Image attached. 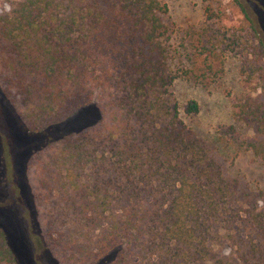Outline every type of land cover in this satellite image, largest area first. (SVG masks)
I'll use <instances>...</instances> for the list:
<instances>
[{
  "label": "trees",
  "instance_id": "obj_1",
  "mask_svg": "<svg viewBox=\"0 0 264 264\" xmlns=\"http://www.w3.org/2000/svg\"><path fill=\"white\" fill-rule=\"evenodd\" d=\"M0 2L9 4L0 10V91L41 137L26 147L0 214L16 220L34 263L264 264V191L229 173L170 91L180 77H216L227 53L239 55L244 90L232 114L251 134L231 126L223 136L264 162V42L240 0L229 25L222 0H203L192 42L201 74L182 66L189 45L174 63L161 0ZM92 102L94 128L48 141L51 126ZM11 247L0 225V264H18Z\"/></svg>",
  "mask_w": 264,
  "mask_h": 264
},
{
  "label": "rangeland",
  "instance_id": "obj_2",
  "mask_svg": "<svg viewBox=\"0 0 264 264\" xmlns=\"http://www.w3.org/2000/svg\"><path fill=\"white\" fill-rule=\"evenodd\" d=\"M214 3L219 0H213ZM254 23L260 39L264 42V0H240ZM167 11L162 20L167 27V45L169 46L174 63L180 58V47L188 46L187 53L193 54L184 67L196 74H201L207 67L202 58L194 50L193 41H197V34L204 27L203 0H161ZM226 11L224 21L233 23L235 15L232 0H222ZM9 4L0 2V10H7ZM226 25V26H227ZM189 34V36L187 35ZM180 46V47H179ZM241 61L235 52L227 53L223 58L222 71L210 79L180 77L174 81L170 91L179 108L184 123L202 140L217 143L220 153L226 159L229 173L242 180L252 190L264 191V162L245 148L229 143L223 133L231 126H235L242 134L250 136V132L240 127L232 114V101L243 90L239 69ZM195 102L198 106L196 113L186 112V106ZM100 120V113L96 102L75 111L72 115L51 126L46 131L48 141H59L63 137H74L94 128ZM41 141V137L30 135L17 117L12 106L5 100L0 91V204L6 201L11 184L22 179L23 170L27 165L26 147L33 142ZM13 171V177L11 174ZM22 172V173H21ZM0 225L7 233L11 248L18 264H59L48 263L36 258L31 260L32 248L28 249L24 232L17 225L14 218L0 214ZM29 245V244H28Z\"/></svg>",
  "mask_w": 264,
  "mask_h": 264
}]
</instances>
